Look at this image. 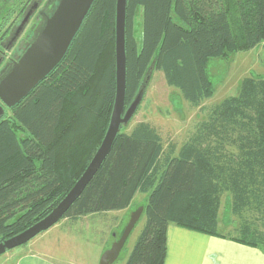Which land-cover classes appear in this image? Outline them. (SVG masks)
<instances>
[{"label": "trees", "instance_id": "obj_1", "mask_svg": "<svg viewBox=\"0 0 264 264\" xmlns=\"http://www.w3.org/2000/svg\"><path fill=\"white\" fill-rule=\"evenodd\" d=\"M115 12L116 0H96L61 63L0 119V241L45 217L100 146L116 95ZM263 42L264 0H128L126 107L152 64L199 106L214 94L210 58ZM123 129L63 218L123 210L147 193L126 264H164L170 224L229 236L219 230L226 198L239 220L229 237L264 248V75L245 77L179 149L148 122Z\"/></svg>", "mask_w": 264, "mask_h": 264}, {"label": "rangeland", "instance_id": "obj_2", "mask_svg": "<svg viewBox=\"0 0 264 264\" xmlns=\"http://www.w3.org/2000/svg\"><path fill=\"white\" fill-rule=\"evenodd\" d=\"M142 11L140 8L137 12L134 25L138 41L142 36ZM207 73L214 83V94L195 106L183 97L179 89L169 86L164 73L152 64L141 83L145 85L143 100L123 130L131 131L137 123L148 122L157 129L166 147L176 145L179 149L208 118L212 107L228 96L239 94L245 77L264 75V42L251 50L210 58ZM147 199V193L139 192L126 209L93 213L77 221L63 218L26 244L0 255V264H15L20 256L37 247L61 264H100L103 253L119 239L132 213L144 207ZM144 224L145 216L142 215L113 264H126ZM238 228L239 220L231 214L225 198L219 214V230L226 235L237 236ZM33 243L36 245L32 246Z\"/></svg>", "mask_w": 264, "mask_h": 264}, {"label": "water", "instance_id": "obj_3", "mask_svg": "<svg viewBox=\"0 0 264 264\" xmlns=\"http://www.w3.org/2000/svg\"><path fill=\"white\" fill-rule=\"evenodd\" d=\"M96 0H60L56 9L35 41L13 68L0 80V100L13 109L21 103L65 58L75 38L80 32ZM128 0H116L115 12V62L116 95L105 136L90 163L65 197L42 219L19 234L0 241V255L26 244L40 233L57 224L85 188L94 178L111 152L115 140L123 127L129 124L137 112L145 93L141 85L135 98L126 107L127 54L126 20ZM5 110L0 105V119ZM144 207L132 213L121 236L107 249L100 264H113L119 257L126 240L140 220Z\"/></svg>", "mask_w": 264, "mask_h": 264}, {"label": "crops", "instance_id": "obj_4", "mask_svg": "<svg viewBox=\"0 0 264 264\" xmlns=\"http://www.w3.org/2000/svg\"><path fill=\"white\" fill-rule=\"evenodd\" d=\"M15 264L61 263L37 247L20 256ZM164 264H264V248L239 242L229 236L209 235L170 224Z\"/></svg>", "mask_w": 264, "mask_h": 264}, {"label": "flooded vegetation", "instance_id": "obj_5", "mask_svg": "<svg viewBox=\"0 0 264 264\" xmlns=\"http://www.w3.org/2000/svg\"><path fill=\"white\" fill-rule=\"evenodd\" d=\"M59 1L0 0V80L35 41ZM0 105L5 110L2 118L13 110L1 100Z\"/></svg>", "mask_w": 264, "mask_h": 264}]
</instances>
